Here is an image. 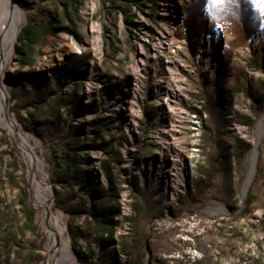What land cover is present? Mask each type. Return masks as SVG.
Returning <instances> with one entry per match:
<instances>
[{
    "label": "rangeland",
    "instance_id": "1",
    "mask_svg": "<svg viewBox=\"0 0 264 264\" xmlns=\"http://www.w3.org/2000/svg\"><path fill=\"white\" fill-rule=\"evenodd\" d=\"M174 1L83 0L75 34L64 18L61 0H9L20 7L22 16L6 61L0 50L2 81L9 98L2 96L0 108V264H44L50 241L33 204L31 166L10 116L41 160L50 204L62 214L69 247L82 263L97 264L112 259L115 253L119 264H264V114L255 117L252 126L235 121V115L252 114L251 98L243 90L237 93L229 113L228 139L231 147L237 136L252 147L242 167H237L233 157L235 207L215 199L194 209L180 206L181 197L195 193L196 182L208 164L207 137L213 127L201 88L214 87L222 70L228 72L231 82L238 75L245 84L264 76L261 69L248 65L257 57L255 53L264 54V0H246L256 32L242 46L233 44L234 21H219L214 30L206 28L216 20L212 3L224 0H183L177 6ZM187 8L206 16L195 49L185 26ZM40 12L58 17L57 27L36 44L30 58L35 63L29 66L18 53L19 36ZM208 38H213L212 44L205 46ZM169 46L179 48L175 56L183 62L180 71L172 63L166 64ZM82 54L90 60L79 75L65 74L64 63ZM180 74L183 96L176 98L178 103H174L176 99L172 102L178 106L170 107L165 89L176 85ZM41 75L59 83L66 101L62 113L81 140L82 166L89 181L107 184L102 163L111 160L112 151L121 152V161H112L121 210L115 215L114 234L104 235L105 239L73 234L71 222L80 227L85 216L72 221L57 203V193L64 186L52 179L54 150L23 96ZM102 125L105 136L98 138L96 128ZM135 183L160 200L159 217L147 219L135 213ZM77 190L80 195L85 193L81 184ZM248 202L251 211L245 213ZM126 242L133 243L132 254L123 253Z\"/></svg>",
    "mask_w": 264,
    "mask_h": 264
},
{
    "label": "trees",
    "instance_id": "2",
    "mask_svg": "<svg viewBox=\"0 0 264 264\" xmlns=\"http://www.w3.org/2000/svg\"><path fill=\"white\" fill-rule=\"evenodd\" d=\"M64 8V18L72 24L70 31L77 33V16L83 0H61ZM251 7L246 0H224L213 2L211 11L214 21L206 27L214 30L217 22L236 24L234 29V46H242L250 42L256 29L250 22ZM40 16V17H39ZM39 16H33L23 27L19 36L18 53L29 66H33L32 51L36 44L45 36L52 34L56 29L58 17L40 12ZM185 26L190 45L193 49L199 47L204 18L201 12L187 8L185 10ZM212 18V20H213ZM211 28V29H210ZM258 51V50H257ZM257 56V57H256ZM248 61L252 69H261L264 73V54L256 55ZM90 60L89 55L74 56L64 63L63 71L75 78L83 70V66ZM217 76L214 87L204 85L201 88V96L204 99L205 109L210 115V124L213 127L212 135L208 136L207 145L208 164L202 169V175L196 182L195 193L189 192L180 199V206H189L194 209L213 199L225 203L230 208L236 205L237 191L233 182V157L237 167H242L243 161L252 145L246 139L237 136L232 147L229 145L228 124L229 113L234 104L235 97L243 90L251 98L252 114H238L234 116L236 122L252 126L255 117L264 114V76L253 79L245 84L240 75L231 82L228 72L222 70ZM24 88H19L23 93ZM25 100L33 107L30 110L31 117L38 124V129L52 144L54 150L51 159L55 174L53 182L64 186L63 192L57 193V203L71 217L72 221L84 217L83 225L77 227L71 222V232L84 239H90L93 234L101 239L104 235L114 234L115 215L121 210L119 193V180L112 161H121L120 151H112V158L104 160L102 168L108 180L107 184L92 182L87 178L83 169V155L81 153V140L76 133V128L64 117L62 109L66 106L65 97L59 87V83H52L47 75L38 76L32 83L31 90L23 94ZM103 121L101 120V123ZM109 130V129H108ZM98 138H104V127L97 126ZM232 149V152H231ZM264 181V172L263 177ZM84 187L85 193L80 195L77 185ZM136 198L135 213L144 218L153 219L161 215V202L155 198L147 188H140L138 183L133 185ZM251 204L246 205L245 213L251 211ZM111 241L105 240L109 244ZM133 243L123 244V253L132 254ZM112 259H101L97 264H119L115 253ZM0 249V261L2 260Z\"/></svg>",
    "mask_w": 264,
    "mask_h": 264
},
{
    "label": "bare ground",
    "instance_id": "3",
    "mask_svg": "<svg viewBox=\"0 0 264 264\" xmlns=\"http://www.w3.org/2000/svg\"><path fill=\"white\" fill-rule=\"evenodd\" d=\"M178 1L182 3L183 0H175L174 6H177ZM21 16L22 11L18 5L9 4V0H0V50L3 53L4 61L10 57L13 51L14 43L20 29L19 18ZM168 33L172 35V30H169ZM212 40L213 38H208L205 42V46H210ZM6 41H8L9 45H6ZM178 51L179 48L168 47L166 52L171 55L168 56L166 64L168 63V65H171L172 63L173 67L180 71L183 62L175 56ZM177 78L178 79L175 81L176 85L169 84L165 89L168 96L167 103L170 107L172 105L178 106V104L174 103H178L181 96H183L182 84L184 79L181 74L177 75ZM2 96L9 99L7 85L2 81V68L0 67V108L2 107ZM175 99L176 101H174ZM173 101L174 103H172ZM10 120L12 122V129L18 133V143H20V146L23 149L24 158L31 166L30 181L33 204L35 208L38 209L39 216L42 218L50 238L48 243V253H46L44 264H84L79 260L78 255L73 253L69 247L70 243L69 239L65 236L66 227L64 225L62 214L56 213L50 204V190L48 184L41 176V173L44 172V170L40 158L31 147L28 136L19 131L15 119L10 116Z\"/></svg>",
    "mask_w": 264,
    "mask_h": 264
}]
</instances>
